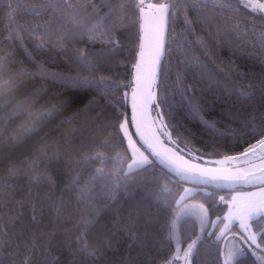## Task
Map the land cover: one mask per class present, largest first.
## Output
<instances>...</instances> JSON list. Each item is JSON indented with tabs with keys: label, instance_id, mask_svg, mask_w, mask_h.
I'll list each match as a JSON object with an SVG mask.
<instances>
[{
	"label": "snow or ice",
	"instance_id": "1",
	"mask_svg": "<svg viewBox=\"0 0 264 264\" xmlns=\"http://www.w3.org/2000/svg\"><path fill=\"white\" fill-rule=\"evenodd\" d=\"M238 3L240 7L264 17V0H238ZM6 8L10 23V34L6 38L9 45L13 40H18L23 46L21 31H27L35 39L46 42L35 45L37 51L57 50L64 57L69 70L52 71L44 63L34 61L37 71L29 72L16 67L21 61L16 58L14 50L3 51L0 48V109L15 100L25 77L38 76L68 88L105 87L108 83L106 79L92 74L119 54L122 44L117 34L127 31L133 22L141 32L138 60L134 65L131 120L136 137L142 142L147 155L134 142L126 119L119 126L121 144L112 142L111 146H122L129 153L132 162L127 168H119L118 174L98 168L83 184L77 174L65 191H75L77 200L91 202L95 197L89 185H94L97 180H106L109 176H113L111 189L105 193V186L101 185L100 192L109 201H116L120 192L131 195L128 190L133 186L141 192L155 188V197L143 196L141 203L152 200L158 208L168 210L165 243L171 254L154 258L152 264H174L180 259L183 264H194L201 236L207 232L206 225L210 223L215 226L217 221L223 225L218 239L231 232L233 226L238 229L230 237V241L235 243L222 250L221 264H242L241 258L247 256L254 258L253 264H264V72L259 75L251 73L244 69L241 62V58L252 56L264 65V30L257 31L255 27L249 29L247 25L250 22H241L237 18L239 8L234 0H164L158 4L151 0H78L76 3L70 0H43L32 6L21 0H8ZM21 10L33 18L48 19L32 25L15 24V17ZM260 27L264 28V25ZM249 31L251 37L241 39ZM82 41H87L92 48H77L76 45ZM97 42L105 47L96 49ZM249 47L254 51H247ZM224 50L229 52L227 57L222 55ZM27 54L32 56L30 52ZM45 90L41 88L37 93L30 94L29 98L17 103L11 112L0 116V131L18 115H30L33 97ZM215 101L227 104L229 122L239 125V130L233 129L229 135L216 127L218 121L206 118ZM69 104L70 99L63 100L42 112L38 122L27 129L25 136L38 134ZM177 114L198 124L209 141L197 145V133L192 128L182 127L175 120ZM77 116L78 113H73L66 120L71 124ZM100 134L98 129L92 132L88 124H83L73 128L70 135H63L57 140L54 150L50 151L52 144H43L31 159L26 158L20 163L12 161L18 148L25 142L24 137L16 140L6 151H0V164L12 162L7 169V181L0 182V208L7 206L9 201L5 197L15 188L10 181L22 174L27 176L32 173L30 182L48 186V192L43 196L30 188L24 197L12 202V210L0 214V219L7 217L0 222V264H65L55 254H47L49 248L61 245L70 257H80V264H95L104 251L113 249L116 233L127 231L120 228L115 214L108 220L99 211L91 217L78 213L79 219L71 227H63L71 218L65 211L63 193L58 202L53 200L51 192L55 188V181L52 176L36 172L42 164L47 166L59 161L61 145L71 155L74 137L79 136L83 143L90 136ZM242 135L251 136L252 139H244L241 143ZM162 138L167 140L165 151L157 147L164 144ZM104 143L108 146L109 142ZM205 148L210 151L205 152ZM234 148L238 151H227ZM186 157L199 163H192ZM97 159L101 164H106L108 159H113L114 166L123 163L119 155L103 157L99 152L83 154L76 163H90ZM157 166L165 175L174 176L177 183L194 185L183 189L181 200L200 196L210 203L189 206L181 213L173 214L171 209L179 202L170 201L171 190L157 173ZM217 190H228L234 194L227 200L224 196L218 197L219 205L227 208V212L213 221L209 214L216 206L217 201L212 198ZM34 200L40 201L41 219L36 220L33 214L32 221L26 223L22 219L23 205ZM46 208L53 210L50 217L52 227L39 234L47 237L44 252H39L36 234L30 232V226H47L43 221V209ZM142 214L141 208L128 214L130 220L135 217L134 222L140 225V230L129 233L128 239L136 245L143 243L147 247L157 242L156 237L150 234L154 229L156 214L149 212L141 221ZM185 218H195L200 225V234L190 242H186L183 235ZM73 228L80 229V236L74 242L75 248L66 240H56L57 235L66 236ZM93 228L104 233L99 246H92L85 239L86 233ZM22 249L25 256L18 260L16 257L21 255ZM38 256L42 259L37 261ZM66 264H74V261L68 260ZM123 264H133V261L126 259Z\"/></svg>",
	"mask_w": 264,
	"mask_h": 264
},
{
	"label": "trees",
	"instance_id": "2",
	"mask_svg": "<svg viewBox=\"0 0 264 264\" xmlns=\"http://www.w3.org/2000/svg\"><path fill=\"white\" fill-rule=\"evenodd\" d=\"M155 1L161 2L164 0ZM21 2L32 6L43 2V0H21ZM70 2L76 3L78 0H70ZM234 2L237 3V7L239 8L237 18L241 22H250L247 25L249 29L255 27L257 31L264 30V28L260 27L261 25H264V17L253 13L250 9L240 7L238 0H234ZM7 3L8 0H3V2L0 3V48H2L3 51H15L16 58L21 61L16 67L25 68L29 72H35L37 71V64L34 61H38L44 63V66L52 71L67 72L69 69L64 63V57L57 50L37 51L35 45L46 42L35 39L27 31H21L23 46H21V43L18 40H13L9 45L6 39L10 34V23L6 16ZM47 19L48 17H43L41 19L33 18L31 15L21 10L15 17V24L27 23L32 25L42 23ZM179 27L180 25L178 24V30ZM201 34L203 35V33ZM251 35V31H249L246 35L242 36L241 39H248ZM140 36V29L135 22L129 25L127 31L117 34V38L120 39L122 44L119 54L110 63L101 65L98 70L92 74L103 76L108 82L105 87L99 89L68 88L59 84H53L48 80H42L38 76L25 77L24 84L18 90L15 100L5 108L0 109V116L6 115L15 108L17 103L29 98L30 94L37 93L41 88L46 89L33 97L34 104L29 110L31 113L30 115L28 113L18 115L7 122V124L3 126L2 131H0V151H6L16 140H19L21 137L25 138V142L18 148L13 157L12 162L15 163H20V161H23L26 158L31 159L36 154V149L43 144H52L53 149H50V151L54 150L57 140L63 135H70L73 128L80 127L83 124H88L92 132H95L97 129L100 131L101 134L99 136H90L89 139L83 143H81L79 136L74 137V151L71 155L65 152V146L61 145L60 151L62 152V155L57 163L49 164L47 166L42 164L36 169V172L38 173H47L51 175L55 181V188L51 192L53 200H57L58 202V198L63 193L66 202L65 211L69 213L71 217L67 223L62 225L63 227H71V225L79 219L78 213H83L87 217H91L99 211L101 216L108 220H111L113 214H115L120 221V228L127 230L116 233V236L113 238V249L104 251L102 258H98L95 261V264H123V261L126 259L132 260L133 264H152L154 258L159 256L167 257L171 254L170 248L165 243V219L168 216V210L158 208L152 200H144L143 203H141V198L143 196L155 197V188L145 189L141 192L133 186L128 190L131 195L120 192L116 201H109L106 197L100 195L101 185L105 186L103 189L105 193L111 189L113 176H109L106 180H97L94 185H89V188L92 190V195L95 197L91 202L77 200L75 191H65L68 184L77 174H79L80 183L83 184L90 176L95 174V171L98 168H103L105 172L118 174V169H126V166L130 161L129 153L122 146L113 148L111 144L112 142H115L117 145L121 144L119 126L130 117L128 92L133 84L134 65L137 63ZM76 47L79 49L88 48L90 50L92 45L87 43V41H82L78 43ZM103 47L105 46L99 42L95 44L96 49ZM247 51L251 52L254 51V49L249 47ZM256 51H258V49ZM28 52L32 54L31 57L27 54ZM89 54H91L90 51ZM222 55L227 57L229 52L224 50ZM241 62L244 69L251 73L259 75L261 72H264V65H261L257 57L246 56L241 58ZM72 74L74 75L75 73L73 72ZM82 74L87 75V73ZM126 85H128V87H125ZM68 99H70V104L60 116L43 127L38 134L30 137L25 136L27 129L34 123L38 122L42 112L60 101ZM226 109L227 104L225 102L215 101L213 102V106L209 109L210 114H208L206 118L210 121L213 119L218 121L216 127L220 128L221 132H226L230 135L233 129L239 130V125L229 122L230 117L227 116ZM73 113H78L77 119L69 124L66 117ZM175 120L178 121L182 127L192 128L197 133L195 137L197 145L209 141V137L202 134L198 124L191 122L181 114H177ZM244 139L251 140L252 137L242 135L240 137V142L243 143ZM105 141L109 142L108 146H105ZM204 151L208 152L210 149L205 148ZM227 151L234 152L238 151V149H227ZM93 152H99L103 157L114 158L119 155L122 158L123 163L119 166H114L113 159H108L106 164H101L99 159L91 161L90 163H76V160L81 158L83 154L92 155ZM12 162L0 164V182L7 181V169L11 166ZM24 167H26V165H24ZM156 171L162 176L171 190V195L169 197L170 201H178L179 195L184 187L183 184L177 183L176 178L171 174L165 175L159 166H157ZM31 175L32 173H29L27 176L22 174L19 178L10 181V183L15 185V188L10 190L9 195L5 197L9 202L6 207L0 208V214L12 210V202L24 197L30 188L33 192H40L41 196L48 192L47 184L30 182L29 177ZM231 195L232 193L228 190H217L215 192L212 200L217 201V203L210 212V217L212 219L215 216H223L227 211V208L219 205L218 197L224 196L227 200ZM186 201H196L205 205L210 203L209 200L200 196L192 198L187 197L181 203H178V205L173 206L171 209L172 213H177L180 206ZM33 204H35V213H33ZM137 208L143 209V214L140 217L141 221L149 212L156 214L154 229L150 234L156 237L157 242L147 247H145L143 243L136 245L131 239H128L129 233L134 234L140 230V225L134 222L135 217L131 218V220L128 217V214ZM22 210V219L26 223L32 221L33 214H35L36 220L41 219L42 209L39 200L26 202L23 205ZM52 211V209H43V221L44 224L47 225L46 227H37L35 224H31L30 226V232L34 231L36 234L39 252H44V240L47 239V237L40 236L39 234L51 229L52 225L50 223V217ZM6 219L7 217L4 216L0 219V222H3ZM114 222L115 221H113V223ZM183 222L185 224V230L183 233L185 241L190 242V239H195L200 233L198 222L195 218H185ZM221 225L222 224L217 221L211 232H209L210 230L208 227L207 232L202 234L194 264H221L220 256L222 254L223 239H218L216 236ZM213 232L215 233L214 235H209V233ZM79 236L80 229L73 228L66 236L57 235L56 240H66L69 243H72L73 248H75L76 244L74 242ZM103 236L104 233L93 228L86 233L85 239L90 245L99 246L101 245ZM47 254H55L64 261L65 264L68 260H73L74 264H80L81 258L70 257L67 251L64 250L63 245L60 247L49 248ZM24 256L25 253L22 249L21 255L16 257V259H23ZM36 259L38 261L42 259V257L38 256ZM253 259L254 258L251 256L241 258L242 264H253Z\"/></svg>",
	"mask_w": 264,
	"mask_h": 264
},
{
	"label": "rangeland",
	"instance_id": "3",
	"mask_svg": "<svg viewBox=\"0 0 264 264\" xmlns=\"http://www.w3.org/2000/svg\"><path fill=\"white\" fill-rule=\"evenodd\" d=\"M151 2H152V3H157V4H158V3H161V2H164V1L156 2L155 0H151ZM257 2H259V0H257ZM137 60H138V57H137ZM134 78H135V71H134V73H133V84H132V86L134 85ZM131 93H132V87H131V89H130L129 92H128V100H129V106H130V117H129V119L127 120V121H128V124H127L126 126H127L128 130H129L130 132H132V134H133V140H134V142L137 144V147H139L140 150L143 151V152H145V154L147 155V152L145 151V148L142 146V142L136 137L135 130H134V125H133V122H132V120H131V117H132V115H133V111H132V107H131V104H132ZM162 139H164V144H162V145H158L157 147H158V149H159L160 151H165V147L168 146V145H167V140H166V138H162ZM169 155H171V154L169 153ZM149 158L151 159V157H149ZM186 159H189L190 162H192V163H199V161L191 160L190 157H186ZM131 162H132V161H131V159H130V161L128 162V164L131 163ZM128 164H127V165H128ZM209 166H214V165H209ZM126 168H127V166H126ZM183 186H184L183 189L186 188V187H187V188L194 187V185H193L192 183H184ZM183 189H182L181 194L179 195V198H178V202H179V203H181L183 200H185V199L187 198V197H185L184 199L181 200V196L184 195V193H183ZM248 190H252V189H248ZM232 194H234V193H232ZM198 204H203V203H199V202H196V201H186V202H184V203L180 206V208H179V210H178L177 213H181L182 211H184L185 209H187L189 206H194V205H198ZM204 205H205V204H204ZM226 212H227V211H226ZM226 212H225V213H226ZM209 216H210V214H209ZM216 217H217V216H215L213 219L210 217V219L213 220V221H215V220H216ZM198 225H199V223H198ZM215 225H216V224H215ZM208 227H209V230H210L209 232H211V231L214 229L215 226H213L212 224L209 223V224L206 225V228H208ZM222 228H223V225H221V226L219 227V229H218V231H217V233H216V236H217V237H218V235H219V233H220V231H221ZM199 229H200V225H199ZM237 231H238V229H237L235 226H233L231 232L227 233V234L225 235V237L222 238V239H223V242H222V250L225 249L226 247H231L232 244L235 243L234 241H230V237H231L232 233H235V232H237ZM199 234H200V233H199ZM180 255L182 256L183 253H181ZM174 264H183V260H182V259H180V260H176V261H174Z\"/></svg>",
	"mask_w": 264,
	"mask_h": 264
}]
</instances>
